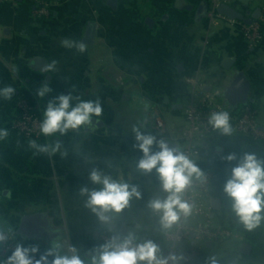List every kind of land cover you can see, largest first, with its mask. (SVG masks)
<instances>
[{
  "label": "crops",
  "instance_id": "0c3cea01",
  "mask_svg": "<svg viewBox=\"0 0 264 264\" xmlns=\"http://www.w3.org/2000/svg\"><path fill=\"white\" fill-rule=\"evenodd\" d=\"M49 1L54 6L51 15L45 19H34L33 8L26 1H19L16 5L0 6V24L8 27V30L1 34L0 52L2 56L6 57L3 61L10 59L14 62L13 70L16 72L12 77L6 72L5 67L1 68V87L10 85L14 89L19 88V79L23 70H30L38 80L41 81L43 78V82L49 83L52 91L70 88L73 89L71 91L73 97H79L82 100L98 99L103 107L102 114H105V112H109L105 103L115 95L112 85H120L115 81L117 85L111 82L112 79L108 76V70L111 68H114V71L118 70L116 72L120 74L129 71L128 75L124 74L127 76L126 82L135 79L133 73L140 74L139 83L146 80L144 76L146 75L147 81L152 85L157 84L158 82L155 83V81L163 77L166 87H170V82L173 83L171 84L172 88L167 87L166 92H171L177 99L185 98L186 101L189 97L190 87L185 83V80L198 76L207 90L217 91L221 94L235 73L240 71L250 81V99L256 102L259 109L264 105V47L256 51L247 49L238 26L219 23L213 29L207 30V22H203L199 16L205 9V3L208 4V7L210 6V0H186V2L183 1L186 7L179 6L176 3L177 0L171 2L152 0L151 9L145 4L148 0H114L115 6L108 4V0ZM255 1L248 7L252 8ZM231 4L239 8L244 7L237 0H231ZM200 5H203V10L197 15L196 11ZM193 8L195 12H193ZM164 16L165 20H163ZM130 21L134 24L133 28L135 29L128 27ZM89 22L94 24V37L93 43L86 45V52L81 54L74 48L69 49L61 46L60 41L63 38L82 42ZM51 23L59 25L63 30L59 32L37 31V28H46ZM169 23L175 24L181 28V31L186 30V33L182 32L186 35V51L176 54L172 50H170L171 52L168 50V52H164L165 58L162 61L153 55L152 48L147 50L149 55H144L142 53L144 46L153 40L149 37H159L161 34L169 33L167 30ZM195 24L198 29H195L194 34L190 29ZM149 25L158 30L154 32L150 28V31H144L143 28L149 29ZM98 26L101 28L100 31H98ZM184 27H186L185 30ZM158 31L161 32L158 33ZM200 34L202 39L199 38ZM198 38L202 42H198ZM110 48L114 50V53ZM258 56L262 58L261 64L256 61ZM36 57L45 58L48 63L53 60L57 61L54 72L62 74L65 71L70 75L65 77V74L66 79L61 78L60 75L57 80L52 72L44 73L35 70L30 65V61ZM228 60H233V62L227 68L225 64ZM3 61L0 60V63ZM129 62L132 65H128ZM179 62L182 65H179ZM244 62L246 72L241 70V65ZM143 73L145 74L143 75ZM46 75H49L48 80ZM185 86L186 94H182V88ZM67 93L69 92L67 91ZM151 95V100L156 101L155 96L157 95L153 93ZM11 99L0 98L3 105L6 103V106L2 107L7 109ZM162 100L164 104L167 103L166 95H163ZM76 102L73 100L74 104ZM101 117L102 115L99 118L93 117L91 125L72 130V142L60 143L59 151L51 157L49 154L45 156L43 153H37L35 149L23 143L19 148L25 151L24 157L31 164L29 170L21 167V152L18 154L12 148L6 153H0V217H4L6 220L5 223L2 221V225L5 224L6 231L12 232L17 245L26 248L37 246L39 252L35 255L39 258L53 246L54 242L61 246L58 249L60 255L69 256L72 255L70 249L73 247L83 255L101 245L98 236L94 237L95 232L99 234L102 229L99 225L100 219L86 207L87 196L81 194V189L87 188L92 191L102 188L101 184L93 183L90 180V173L94 169L119 182L121 172L117 173L115 169L124 168L128 160L131 161V155H133L131 154L132 150H127L124 145L91 142L96 131L100 132L107 128ZM94 121H102L103 127H95ZM260 126L264 129V122L260 123ZM224 135L219 130L203 140L201 154L195 165L201 170L204 167L212 166L205 160H212L214 167L218 168L215 171L212 199H220L221 204L219 209L213 211L214 223L244 235L243 243H248L252 249L250 255L245 256L239 253L242 243L229 242L216 243V245L228 244L230 248L236 250L238 255L247 258L252 264H264V220L258 226L248 229L232 211V202L224 192V185L230 177L232 167L245 153H254L258 159L264 160V141L257 144L247 136L231 131V134L225 136L233 135L235 141L240 144L235 152L230 150V154H235L237 160L228 161L226 159L227 145L218 141V137ZM169 142L172 143V141ZM161 189L162 197L159 199H164L168 193L162 186ZM137 200L142 203L140 210L138 208L130 209V212L125 214L126 218L122 220L113 218L117 214L120 215L122 211L125 213L126 206L119 213H106L109 217L108 220L114 221L117 227L122 224L128 227L126 236L132 234V229L139 231L142 228L144 232L152 230L155 238L152 241L157 244L159 249L160 247L164 248L166 246L164 235L171 227L164 229L159 223L160 220L156 222L152 213L148 214L149 224L140 225L139 222H136L145 212L143 211V199L139 197ZM44 212L48 213L53 231L57 232L58 236L46 240L43 237L29 238L18 232L23 216ZM114 232L118 233L117 230ZM136 234L133 235L135 239L141 242L146 239L143 235ZM211 247L212 244L206 245L204 250L209 251ZM52 259L54 257H49V264ZM199 264H210V261L204 257V251Z\"/></svg>",
  "mask_w": 264,
  "mask_h": 264
},
{
  "label": "clouds",
  "instance_id": "9594fccd",
  "mask_svg": "<svg viewBox=\"0 0 264 264\" xmlns=\"http://www.w3.org/2000/svg\"><path fill=\"white\" fill-rule=\"evenodd\" d=\"M65 48H74L83 54L87 51L85 43L79 40L63 38L60 41ZM57 61L53 60L40 71L50 73L56 70ZM52 91L49 83L44 82L36 90L39 99H43ZM15 93L12 86L0 88V98L10 100ZM73 100L77 102L73 104ZM103 107L97 100H82L69 94H60L48 101L43 111V119L40 124V133L44 136L56 134L66 135L69 130H78L85 125H91L93 117L99 118L102 115ZM208 123L218 129L222 134H231L229 114L227 112L212 113ZM135 139L142 153L143 158L138 161L137 167L145 172H152L155 169L159 176L162 187L168 193L164 199L150 201L149 207L153 212L158 213L161 226L164 229L170 228L174 222L180 219L181 214L187 216L191 211L190 205L184 200L183 194L192 182L193 175L199 178L202 173L199 168L185 155L175 149H171L163 141H157L149 134H142L139 129L133 128ZM8 135L6 129H0V139ZM156 144L159 151L152 152V146ZM29 146L37 153L55 154L61 145L59 142L54 145H40L35 140L29 142ZM228 161L237 160L235 154H229ZM90 180L93 183L101 184L100 190L89 191L81 189V194L87 196L86 207H88L100 220H108L106 213L121 212L131 197H139L140 193L135 187L129 190V185L124 182L113 180L110 176L102 175L99 171L93 170L90 173ZM224 192L231 200V208L248 229H252L264 220V160H260L254 153H245L239 162L232 167L230 177L224 185ZM7 237L0 233V242ZM135 237L130 233L121 239L113 236L109 241L93 248L85 254H81L75 247L70 249L72 255H60L59 243L40 255L38 260L33 257L39 252L37 246L30 248L17 245L15 251L7 260H0V264H49V257H54L51 264H178L182 257L175 255L164 257L160 249L152 240H145L142 243H134ZM210 264H217L214 258Z\"/></svg>",
  "mask_w": 264,
  "mask_h": 264
},
{
  "label": "built area",
  "instance_id": "2783aa9c",
  "mask_svg": "<svg viewBox=\"0 0 264 264\" xmlns=\"http://www.w3.org/2000/svg\"><path fill=\"white\" fill-rule=\"evenodd\" d=\"M32 5V16L35 19H45L51 15L54 4L49 0H22ZM18 0H0V5H16ZM221 4H231V0H210L207 12V30L213 29L219 23L228 26H238L244 33L248 47L253 51L264 40V8L260 9L259 16L249 25L237 20H230L218 13ZM125 77L120 76L116 81L125 85ZM191 86L189 97L183 108V125L177 131V137L169 136L168 140L177 145L180 152L190 159L194 164L201 154L203 140L219 131L208 123L212 113L227 112L232 132L238 135L247 136L253 142L264 141V129L257 121V109L249 102L232 110L222 96V92L209 91L204 84L198 80H185ZM18 115L11 121V128L18 134L24 136L29 142L35 140L37 143L44 136L40 133V124L43 119L38 106L24 97H20L16 104ZM144 123L156 132L164 129V121L155 107L145 115ZM160 138V137H159ZM173 138V139H172ZM202 175L197 178L193 175L192 182L183 194L184 200L190 205L191 211L187 216L181 214L180 219L173 223L168 232L164 235L166 251L161 253L164 257L175 255L182 257L178 264H199L201 250L198 243L206 245L218 242L229 241L243 243L244 235L227 227L218 226L214 223V216L210 201L212 189L216 178L215 172L204 167L200 170ZM7 239L0 242V259L7 260L15 251L17 246L14 237L0 230ZM118 236V233H110L102 228L98 234V241L102 245L111 237ZM134 243H142L135 239ZM34 260L39 258L34 255ZM172 264V261H169Z\"/></svg>",
  "mask_w": 264,
  "mask_h": 264
},
{
  "label": "rangeland",
  "instance_id": "374dc122",
  "mask_svg": "<svg viewBox=\"0 0 264 264\" xmlns=\"http://www.w3.org/2000/svg\"><path fill=\"white\" fill-rule=\"evenodd\" d=\"M182 1L186 2V0H182ZM96 3L98 4V2H96ZM2 5H8V4H2ZM2 5H0V6H2ZM255 7H258L259 9L264 8V0H256L252 6V9ZM99 9L103 10L102 8H99ZM101 10H100V13H101ZM208 10H209L208 4L205 3V9L203 10V13L199 16L203 22H205V21L207 22L206 16H207ZM105 11H106V9H105ZM193 12H195L194 8H193ZM185 21H186V19H185ZM53 23L48 25V27H46V28L44 27L45 29L44 28H37V31L39 32V30H45V31L49 32L50 30H52L54 32L55 31L59 32V31L63 30L62 28L59 27V25H54ZM126 25H128V24H126ZM10 26H11V24H10ZM158 26L161 27L160 25H158ZM128 27L135 29V28H133L135 26H134V24L131 23V21H130V26H128ZM191 27L192 28L190 29V31L195 34V29H198V26L195 24V25H192ZM7 28L8 27H5V25L0 24V45L2 44L1 34H3V31L8 30ZM185 29H186V27H184V30ZM100 30H101V28L98 26V31H100ZM136 30L138 31L137 27H136ZM143 30L144 31H150L151 30V31L156 32V30H158V29H155L153 26L150 27V25H149V29L143 28ZM167 30L169 32L167 34H161V35H159V37H153V38L149 37L150 39H153V40H151V42L149 41L148 43H146L147 45L144 46L142 53L144 55H149L147 50H148V48H152L153 49L152 50L153 55H156V58H158L159 61H162L165 58L164 52H168V50H169V52H171L170 50H172V52H174L176 54H178V52L182 53V51H186V35L183 34V33H186V30L181 31V28H179L178 26H176L173 23H171V24L169 23ZM160 32L161 31H158V33H160ZM240 33H241L243 41L245 42V44L247 46V49L250 50V48L248 47L247 41L244 37V33L241 31V29H240ZM202 35H204V34L202 33ZM202 35L201 34L199 35L200 39H202ZM199 38H198V42H202ZM194 39L197 40V38H194ZM261 47H264V40L261 42V44L258 45L257 48H254L253 50L256 51ZM8 48H10V47H8ZM110 49H111L112 53H114V50L112 48H110ZM259 57H261V56H258V60H256V61L260 62V64H261L262 58H259ZM5 58L6 57L2 56V53L0 52L1 62ZM2 64H4V65H2ZM129 64L132 65L130 62L128 63V65ZM179 65H182V64H180V62H179ZM14 66H15L14 62L11 61L10 59H8L7 61H3V63H0V69L5 67L6 72L12 77L15 76V74H16V72L13 70ZM111 67H113L112 64H111ZM113 69L114 68H111V70H108L109 71L108 76H110V78L112 79V81H111L112 83L114 81L116 83H118L115 79L122 76V75L125 77V79H127V76H125V75H128L129 71H124L123 72L125 74L124 75L122 73L120 74L119 72H116L118 70L114 71ZM131 72H133V71H131ZM52 74L54 75L55 79L60 77V75H61V78H63V79L70 75V73H65V71L62 73L63 75L59 74V73H55L54 71L52 72ZM133 74H134L133 76L135 79H130L128 82L125 83V85H117L115 82L114 83L117 86L112 85L113 86L112 89H114L115 95H113V97L105 103V106H107L109 108V112L108 113L105 112V114H102V117H101L102 120H104V125L107 128H106V130H101L100 132L96 131L94 138H93V141L91 140V142L111 144V145L115 144L117 146L118 145H124V146H126L127 150H132L131 154H133V155H131V158H132L131 161L128 160V163H126L124 168H121L120 170L118 168H116L115 172H117V173L121 172V175H120L121 180L119 182L127 183L129 185L130 191H131L132 187H135L136 190L140 193L139 197H141L143 199V211H145L146 213L144 212L141 215V217L136 220V222H139L140 225L141 224L147 225V224H149L148 214H150V213H152V215L156 218V222H158L157 220H160L159 214L153 212V210L149 207V203H150V201H152L154 199H159L162 197L161 196L162 184H161V181H160L159 176L156 173L155 169H153L152 172L149 173V172H145V171H143L137 167L138 161L143 158V153L138 147L135 146L137 144V141L135 139V133L133 131V128L139 129L142 134H149V135L154 136L157 141H160V139L168 140L169 136L177 137V131L179 128L182 127V125L184 123L183 118H182V114H183V108H184V105L186 103V100H185V98H183V99L175 98V96L172 95L171 92L167 93L166 89L168 86L166 87V82L164 81L163 77H160V78L158 77L159 79H157L155 81V83H157V82L158 83L155 85H152L149 81H147L148 78L146 75H144L145 73H143V75L145 76L146 80H144L143 83H139V81H138L140 74H137V73H133ZM64 75H65V77H64ZM199 78L200 77L197 76V77L192 78L190 80L200 81L201 78L200 79ZM42 80H43V78H42ZM169 84H170V87H168V88H172L171 84H173V83L170 82ZM189 87H190L189 89H191L190 85H189ZM0 88H2V87L0 86ZM72 90L73 89H70V88H61L60 91H57V89L53 90V91H51V93H53V95H51L50 100L55 98L56 96L60 95V92H62V94H69V93L71 94ZM67 91L69 93H67ZM58 92H59V94H56ZM152 93L157 95V96L154 95L156 98V101L151 100V96H152L151 94ZM182 94H186V86L182 88ZM163 95H166V98L168 99L166 104L163 103V100H162ZM47 103H48V101L45 102L42 99H39L38 104H39L40 109L44 110L47 106ZM5 104L3 105L0 101V109L3 108L2 106H6ZM172 106H175V108H173ZM151 107H155L158 110V112L160 113V115L164 121L165 127L163 130H161V132H156L155 130H153L151 127H149L148 125H146L144 123L145 115L150 111ZM256 109H257V121H258L259 125H260V123L263 124V122H264V105L261 109H259L258 107H256ZM71 131L72 130H69L67 132V137L65 136L66 137L65 140H61V138H56V139H53V141L47 140V142L44 141V142H41L39 144L40 145H42V144L43 145H54L57 142H59V143H64V142L70 143V142H72L71 140H73V134H71ZM219 136H220V134H219ZM218 139H219L218 140L219 142L222 141L223 143H225L227 145V148H228L227 154L228 155L230 154V150H231V152H235L237 147L240 144L239 142L235 141V137L233 135H230L229 137L224 135V136H221L220 138L218 137ZM73 142H75V141H73ZM156 151H159V148L156 144H154L152 146V152H156ZM47 154L48 153H43V155H45V156ZM227 154H226V156H228ZM53 155L54 154H51L50 157ZM205 161H206V163L212 165V166H209V168H211L214 172L218 170L217 167H214L212 160H205ZM215 174H216V172H215ZM139 197H136V196L131 197L129 202H128L125 213L122 211L120 213V215L117 214L113 218H115L116 220H120V219L122 220V219L126 218L125 214L130 212V209L138 208V210H140L139 209L140 204L142 206V203L138 202L137 199ZM0 202H1V200H0ZM2 221L4 223L6 222L4 217H0V230L9 234V235H12V232H8V231H6V229H4L5 224L2 225ZM159 223H157V225ZM136 233L146 237V239H144L143 241L155 239L153 237L154 234H153L152 230H150L148 232H144L142 230V228H140L139 231L132 229V235H135ZM216 243H229V241H218V242L212 243V247L209 251L204 250L206 248V244H203V243L197 244L201 250V255L203 254V251H204V257L206 258L207 261L208 260L210 261L211 258H214L217 261V264H252L247 258H244V257L238 255L236 250L234 251L232 248H230L228 246V244H220L217 246ZM231 243H234V242H231ZM239 257H242V258H239Z\"/></svg>",
  "mask_w": 264,
  "mask_h": 264
},
{
  "label": "water",
  "instance_id": "95a60500",
  "mask_svg": "<svg viewBox=\"0 0 264 264\" xmlns=\"http://www.w3.org/2000/svg\"><path fill=\"white\" fill-rule=\"evenodd\" d=\"M22 1V0H18ZM244 7L239 8L233 6L232 4H221L218 7V13L220 15L226 16L230 20H237L243 22L244 24L249 25L252 21L256 20L259 16L260 9L258 7L253 8L250 11L248 10L249 4L253 3L254 0H237ZM108 4L115 6L116 2L114 0H108ZM203 10V5H200L196 11V14L199 15ZM245 11H247L245 13ZM94 37V24L89 22L86 26L82 42L86 45H91L93 43ZM233 60H228L225 64V67H229L232 64ZM48 64L47 60L42 57H36L30 61V65L35 70H41ZM46 79H49V75H46ZM250 81L246 75L240 71L236 72L232 79L229 81L227 87L222 91V96L225 99L226 103L232 107H238L240 105H245L250 101ZM175 108V107H174ZM95 127H103L102 121H94ZM169 148L175 149L179 153L180 150L177 145L170 143L169 141H164ZM210 204L213 209H219L221 201L220 199H211ZM99 225L101 228H105L110 231L117 230L118 234L121 236H126L128 234V227L124 224L117 227L116 223L111 220H99ZM48 231H50V237L58 236L57 232L53 231V225L51 220L48 218V213H36L32 215H25L21 219V223L18 229L19 233L26 235L27 237H48ZM98 236V232H95L94 237ZM251 246L248 243H242L239 247V253L242 255L248 256L251 253Z\"/></svg>",
  "mask_w": 264,
  "mask_h": 264
},
{
  "label": "trees",
  "instance_id": "16d2710c",
  "mask_svg": "<svg viewBox=\"0 0 264 264\" xmlns=\"http://www.w3.org/2000/svg\"><path fill=\"white\" fill-rule=\"evenodd\" d=\"M147 1V0H146ZM169 2H171L172 0H167ZM146 5L150 6L149 9H151V5H152V0H148V2L145 3ZM31 5V4H30ZM32 6V5H31ZM151 11V10H150ZM263 30H264V26H263ZM255 51V50H253ZM242 69L244 70V72H246L245 69V62L241 65ZM20 82H19V88L15 89V93L11 99V102L9 103V107L7 109L5 108H1L0 109V129H6L7 130V137L4 139H0V153H6L8 152L10 149H14L16 152H18V154H20L19 152H21V157H20V162H21V167L23 169L29 170L31 167V164L29 162L28 159H26L25 156V151H22V149L19 148V146H21L23 143L26 144V146H29V141L22 135L18 134L14 129L11 128V121L18 115V111L16 110V102L20 97H24L26 99H28L29 101H31L35 106L39 107V98L36 95V90L37 88H39L41 86L42 83H44L42 80H38V78L35 76V74L30 71V70H23V73L20 76ZM51 95H53V93H48L42 100L43 101H49L51 98ZM249 103L256 108V102L254 100L249 101ZM239 107H235V108H231L232 110H237ZM40 109V107H39ZM41 115L43 117V111L41 110ZM2 121V122H1ZM67 137L66 135H59L56 134L54 136H43L41 138V140L38 143L44 142L47 140H52L56 139V138H61V140H63L64 138ZM254 143H261V141L259 142H254ZM1 200V199H0ZM0 207H1V202H0ZM110 233H114V231H110ZM137 241H139L138 239H136ZM166 246L160 247V252L164 253L166 251Z\"/></svg>",
  "mask_w": 264,
  "mask_h": 264
},
{
  "label": "flooded vegetation",
  "instance_id": "af4514ba",
  "mask_svg": "<svg viewBox=\"0 0 264 264\" xmlns=\"http://www.w3.org/2000/svg\"><path fill=\"white\" fill-rule=\"evenodd\" d=\"M176 3L179 5V6H181V7H186V5H185V3L183 2V1H180V0H177L176 1ZM250 10H252V8H250V7H248V10L247 11H249L250 13H252L253 11H250ZM247 11H245V13L247 12ZM165 16L163 17V20H165ZM48 237H43V236H39V237H43V238H45L46 240H49V239H51V237H50V231H48Z\"/></svg>",
  "mask_w": 264,
  "mask_h": 264
}]
</instances>
